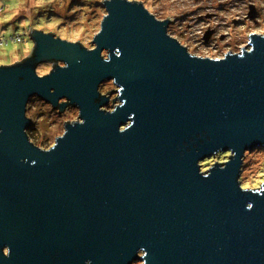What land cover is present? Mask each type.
<instances>
[{"label": "water", "instance_id": "1", "mask_svg": "<svg viewBox=\"0 0 264 264\" xmlns=\"http://www.w3.org/2000/svg\"><path fill=\"white\" fill-rule=\"evenodd\" d=\"M103 5L95 45L32 28L31 54L0 65V264H264V181L239 178L264 147V30L241 51L191 52L171 13ZM34 96L78 109L48 148L27 133Z\"/></svg>", "mask_w": 264, "mask_h": 264}, {"label": "rangeland", "instance_id": "2", "mask_svg": "<svg viewBox=\"0 0 264 264\" xmlns=\"http://www.w3.org/2000/svg\"><path fill=\"white\" fill-rule=\"evenodd\" d=\"M146 1L151 8L157 9L159 16L171 13L170 32L179 35L190 46L191 52L227 54L232 48L229 47V41L233 45L239 44L238 48H241L248 45L251 31L264 30V0ZM103 2L104 0H0V65L22 61L31 54L32 28L51 32L68 41L84 39L87 44L95 45L93 38L106 14ZM102 55L106 56L107 52L103 51ZM55 62L39 63L36 67L37 74L45 75L54 65L62 64ZM98 90L109 96V102L103 108L112 110L118 103L115 101L118 87L112 80H104ZM26 115L33 119L34 124L27 129V133L31 134L29 138L42 148H48L54 143L56 135L63 133L65 123L79 120L76 107L68 106L60 110L36 96L29 99ZM229 154L218 156L217 161L211 163H223L230 157ZM207 168L204 167L202 171ZM239 178L243 188L255 189L264 181L263 146L245 150ZM141 263L142 261H134L132 264Z\"/></svg>", "mask_w": 264, "mask_h": 264}, {"label": "trees", "instance_id": "3", "mask_svg": "<svg viewBox=\"0 0 264 264\" xmlns=\"http://www.w3.org/2000/svg\"><path fill=\"white\" fill-rule=\"evenodd\" d=\"M9 42V40H7ZM50 63H53L55 64L56 62L55 61H50ZM29 134V137L31 136V134L28 132ZM229 151H227L226 153H223V152H218V153H215L213 154V156H210L211 158H205L202 162H201V169L203 170L204 167H208L209 165H211L213 161H217V157L218 156H226V154H228ZM243 187V186H242Z\"/></svg>", "mask_w": 264, "mask_h": 264}, {"label": "flooded vegetation", "instance_id": "4", "mask_svg": "<svg viewBox=\"0 0 264 264\" xmlns=\"http://www.w3.org/2000/svg\"><path fill=\"white\" fill-rule=\"evenodd\" d=\"M146 8H147V7H146ZM169 19H170V18H169ZM170 27H172V22H171V20H170L169 25H168V32H169V33H170V30H171ZM251 33H258V32H256V31L254 30V31H251ZM251 33L248 35L249 37H250ZM171 35H172V34H171ZM172 36H173V35H172ZM249 37H248V38H249ZM209 38H210V36H209ZM221 39H226V37H225V38H224V37H221ZM235 46H237L236 48H237V49H240V51H241L242 48H244V47L238 48L239 44L233 45V44L230 43V41H229V47H234V48H235ZM245 47H249V43H248V46L245 45ZM235 52H237V51H235ZM61 101H64V100H61ZM67 107H68V106H67ZM58 109H59V108H58Z\"/></svg>", "mask_w": 264, "mask_h": 264}, {"label": "built area", "instance_id": "5", "mask_svg": "<svg viewBox=\"0 0 264 264\" xmlns=\"http://www.w3.org/2000/svg\"><path fill=\"white\" fill-rule=\"evenodd\" d=\"M18 40H19V37H18Z\"/></svg>", "mask_w": 264, "mask_h": 264}]
</instances>
